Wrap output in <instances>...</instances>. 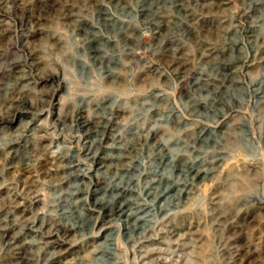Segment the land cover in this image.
Returning <instances> with one entry per match:
<instances>
[{"label":"rangeland","instance_id":"obj_1","mask_svg":"<svg viewBox=\"0 0 264 264\" xmlns=\"http://www.w3.org/2000/svg\"><path fill=\"white\" fill-rule=\"evenodd\" d=\"M0 264H264V0H0Z\"/></svg>","mask_w":264,"mask_h":264},{"label":"bare ground","instance_id":"obj_2","mask_svg":"<svg viewBox=\"0 0 264 264\" xmlns=\"http://www.w3.org/2000/svg\"><path fill=\"white\" fill-rule=\"evenodd\" d=\"M124 205H126V204H123V205L120 207V210H123V208L125 207Z\"/></svg>","mask_w":264,"mask_h":264}]
</instances>
